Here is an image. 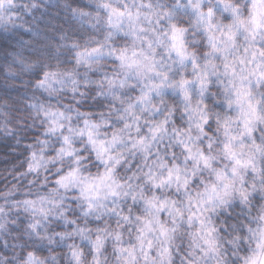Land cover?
<instances>
[{"label":"snow or ice","instance_id":"obj_1","mask_svg":"<svg viewBox=\"0 0 264 264\" xmlns=\"http://www.w3.org/2000/svg\"><path fill=\"white\" fill-rule=\"evenodd\" d=\"M46 7L0 0V34ZM63 8L78 27L30 24L35 59L11 53L36 135L0 191V264H264V0Z\"/></svg>","mask_w":264,"mask_h":264},{"label":"trees","instance_id":"obj_2","mask_svg":"<svg viewBox=\"0 0 264 264\" xmlns=\"http://www.w3.org/2000/svg\"><path fill=\"white\" fill-rule=\"evenodd\" d=\"M28 2L29 0H18L20 5ZM87 2L88 0H43V4L47 7L41 9L45 13L42 19L39 13H36L37 16L33 19L31 15H25L22 9L14 10L17 17L16 24L23 25V28L14 30L10 26V37L0 34V191L4 190L6 184L11 186L12 183H16L13 180V175L25 170L26 165L21 166L27 156L24 149L36 135V130L27 133L21 130L24 113L22 110L17 112L16 105L12 103V101L18 100L25 91L31 94V88L26 89L24 83L31 80L32 77L28 72H20V65L18 62H13L14 57L11 53L21 52L22 58L26 61L34 60L35 57L30 55L29 49L42 41L41 38L32 37L25 29L31 24L37 31H43L45 24L50 22L54 28L70 31L71 28L78 27V25L70 19L63 5L71 3L73 7H77L83 6ZM48 31L49 35L53 34L51 30ZM18 41L26 42L23 48L20 47ZM12 73L16 75H12ZM9 97H11L9 107L5 109L3 107L4 100ZM5 112L7 113L6 117L3 115ZM6 119L12 121L8 124V128L14 132V135L4 131L3 125ZM18 121L19 123H17ZM22 183H26V181ZM0 202L2 203V201Z\"/></svg>","mask_w":264,"mask_h":264},{"label":"rangeland","instance_id":"obj_3","mask_svg":"<svg viewBox=\"0 0 264 264\" xmlns=\"http://www.w3.org/2000/svg\"><path fill=\"white\" fill-rule=\"evenodd\" d=\"M1 203V202H0Z\"/></svg>","mask_w":264,"mask_h":264}]
</instances>
